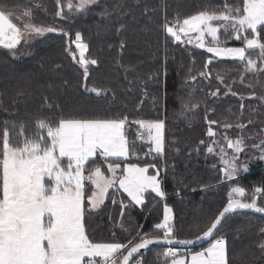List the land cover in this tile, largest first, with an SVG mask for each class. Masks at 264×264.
I'll return each instance as SVG.
<instances>
[{"label": "trees", "instance_id": "trees-1", "mask_svg": "<svg viewBox=\"0 0 264 264\" xmlns=\"http://www.w3.org/2000/svg\"><path fill=\"white\" fill-rule=\"evenodd\" d=\"M38 1L41 9L32 8L34 6L24 0H0V6L31 7L34 15L46 16L51 21L57 11L55 0ZM222 5L223 0H98L87 12L73 13L66 23L61 20L62 27L72 38L80 32L89 45L86 56L99 62L89 65L87 81L83 78V69L65 53L68 38L61 34L48 33L46 37L31 41L30 47L22 42L18 48L25 55L20 59H13L7 50L0 48V131L5 119L28 122L31 132L32 122L36 119H57L61 115L74 118H120L126 115L129 121H165L164 155L146 156L147 145L136 141L139 155L128 161L140 166L155 164L161 170L165 197L146 194L144 203L135 205L118 187L110 189L104 205L86 221L87 234L93 242L127 243L138 232L162 236L154 225L162 220L165 203L173 208L177 237L192 239L224 206L231 187L242 186L248 193L256 187L264 189V164L255 158L258 150L251 148L264 138L261 133L264 101L258 99L264 96V77L257 82L254 75L245 73L241 82L243 69L227 58L215 59L209 68L211 75L201 77L199 73L204 70L210 53L194 45L174 42L162 28L165 17L172 22L178 14L183 19L206 6ZM219 38L227 41L221 46L242 44V41L229 39L222 31ZM248 54L255 59L258 50ZM217 74L224 77L223 84L216 79ZM192 76L196 77L195 81L191 80ZM84 83L107 91L98 97L86 92L82 87ZM226 85L238 95H225L228 92ZM218 88L219 95L211 96L210 93ZM253 92L255 97H251ZM45 96L59 108L44 107ZM182 102H187L189 107L184 108ZM241 103L245 105L242 115ZM192 104L197 107L191 108ZM251 109L255 111L250 114ZM206 115L209 120L221 124L246 125L243 132L233 127L226 133L213 126L219 139L224 135L232 139L245 137L247 147L239 159L248 161L249 170L241 171L232 181H221L219 156L215 153L206 155L211 143L206 135ZM137 130L138 126H129L130 140H135ZM92 160L94 162L88 163L86 173L100 164L105 175L109 174L106 164L96 157ZM155 171L149 169V172ZM90 190L89 186V194ZM121 201L125 205L123 215ZM262 228L263 217L236 212L223 220L212 239L226 236L230 264H264V251L259 246L264 242ZM166 248H148L131 264L141 260L143 264H165L166 257H158V254Z\"/></svg>", "mask_w": 264, "mask_h": 264}, {"label": "snow or ice", "instance_id": "snow-or-ice-1", "mask_svg": "<svg viewBox=\"0 0 264 264\" xmlns=\"http://www.w3.org/2000/svg\"><path fill=\"white\" fill-rule=\"evenodd\" d=\"M96 3L97 0H78L73 4L72 0H68L65 5L63 0H56L54 15L68 20L74 12H87ZM65 7L68 15L65 14ZM14 18L20 23L14 22ZM33 19L31 8L21 10L0 6V48L7 50L13 59H20L25 55L18 48L22 42L30 47L31 41L46 37L48 33L61 34L68 38L65 53L83 69V78L87 81L90 77L89 65L99 62L86 56L89 45L84 42L81 33L76 32L73 39L65 28L37 25ZM162 28L174 42L194 45L211 54L205 61L204 70L199 73L201 77L211 75L209 68L216 58L238 63L243 69L240 72L241 82L245 73L254 75L257 82L264 77V0H234L231 3L223 0L222 6H206L183 19L179 14L172 22L165 17ZM221 31L229 39L242 41V46H221L227 42L220 40ZM206 35L211 37V46H206ZM72 45H75L74 49ZM257 50L255 59L249 56L250 51ZM216 79L221 84L225 82L219 74ZM191 80L195 81L196 77L192 76ZM82 87L98 97L107 91L89 87L87 83ZM226 87L228 92L225 95H238L231 86ZM219 92L218 88L210 95L217 97ZM251 97H255L254 92ZM258 99L264 101V96ZM43 106L59 108L58 104L50 103L47 96L43 98ZM182 106L189 107L187 102H182ZM244 107L241 103V115ZM254 111L251 109L250 114ZM205 120L208 125L206 135L211 139L206 155L215 153L219 156L221 181H232L241 171L247 172L248 161L239 160L245 151V137L241 135L232 139L224 135L216 139L218 133L213 127L222 128L225 133L233 127L243 132L246 125L221 124L209 120L207 115ZM248 123L251 124L252 120L249 119ZM130 125L138 126L135 140L129 139ZM261 133H264V128ZM136 141L147 145L146 156L155 154L162 157L165 153V121H129L126 115L120 118L61 115L57 119H36L29 132L28 122L5 119L0 131V264H130L134 254L154 243L173 245L175 242L176 245L187 246L212 237L223 220L238 210L264 214V189L256 187L248 193L244 187L237 185L229 189L226 203L208 226L192 239L177 237L172 223L173 208L165 203L163 219L154 225L155 230L163 233L162 236L152 232L140 235L138 232L127 243L93 242L87 234L86 221L104 205L110 188L118 185V190L127 193L135 205H142L146 194L155 193L161 199L166 195L161 170L155 164L140 167L128 162L130 157L139 155ZM252 147L258 150L255 158L264 161V138ZM94 157L106 164L110 175H105L100 164L85 174L88 163L94 162ZM150 168L156 169L154 174H149ZM89 186L92 188L90 194ZM113 203H116L115 199ZM124 210L125 205L121 201L122 215ZM260 231L264 232V228ZM259 246L264 251V242ZM161 255L169 258L170 264H230L228 242L224 235L212 239L208 247L201 251L181 252L172 246L159 253L158 257ZM137 264H143V261ZM165 264L169 262L165 261Z\"/></svg>", "mask_w": 264, "mask_h": 264}, {"label": "rangeland", "instance_id": "rangeland-1", "mask_svg": "<svg viewBox=\"0 0 264 264\" xmlns=\"http://www.w3.org/2000/svg\"><path fill=\"white\" fill-rule=\"evenodd\" d=\"M24 1H26V2H28V3H31L33 6L34 5H39V1L38 0H24ZM98 1V0H97ZM72 2H73V4H75V3H77L78 2V0H72ZM63 3L66 5L67 3H68V0H63ZM55 4H56V0H55ZM25 8H31V7H19V9H21V10H23V9H25ZM32 8H36V7H32ZM31 8V9H32ZM38 8H40V7H38ZM66 8V7H65ZM41 9V8H40ZM64 11H66L65 12V14H67V12H68V9H64ZM75 13V12H74ZM80 14H82V13H80ZM33 16H34V19H33V22L34 23H36L37 25H44V26H49V25H55V26H58V27H62V19H60V18H57V17H54V18H52L51 19V21H49V19L46 17V16H44V17H38L37 15H34L33 14ZM14 22H16V23H20V21H16L15 20V18H14ZM64 22L66 23V21L64 20ZM65 24L63 23V26H64ZM193 35H195V34H193ZM73 39H74V37H73ZM234 39V38H233ZM205 42H206V46H211V37H209V36H205ZM240 46H242V44H240V45H238V46H233V47H240ZM74 47H75V45H74ZM205 50V49H204ZM211 55V54H210ZM216 59H220V58H216ZM216 139H219V137H217ZM210 144V143H209ZM208 144V145H209ZM247 146H245V148H246ZM251 147V146H250ZM251 148H253V147H251ZM228 151V153H229V155H231V150L230 149H228L227 150ZM240 160V159H239ZM140 166V165H139ZM140 167H144V166H140ZM85 174L87 175V173L85 172ZM149 174L151 175V174H154V173H152V172H149ZM108 175H110V173L108 174ZM117 175H120V173H117ZM107 176V175H106ZM86 183H90V182H86ZM116 187H118V185L116 186ZM110 189H112V188H110ZM109 189V190H110ZM91 191H92V188H91V190H90V193H91ZM121 191H123L122 189H121ZM150 191V190H149ZM126 195H127V193H125ZM155 194V193H154ZM163 208H164V205H163ZM162 219H163V212H162ZM172 223H173V221H172ZM210 243V242H209ZM208 243V244H209ZM208 244L206 245V246H204V247H202V248H198L197 250H190V251H187V252H196V251H201L203 248H206V247H208ZM166 260H168V262H169V264H170V259L169 258H166ZM134 264H137V261L134 263Z\"/></svg>", "mask_w": 264, "mask_h": 264}, {"label": "water", "instance_id": "water-1", "mask_svg": "<svg viewBox=\"0 0 264 264\" xmlns=\"http://www.w3.org/2000/svg\"><path fill=\"white\" fill-rule=\"evenodd\" d=\"M237 212H247V213L254 214V215H257V216H260V217H263L264 218V214L255 213L252 210H238ZM215 233H214V235H215ZM213 236L212 237H209V238H206V239H203V240H200V241H197L194 245H187V246H184V245H176L175 242L173 243V245H167L165 242H160V243H154L153 245H149L148 248L155 247V246H164V247H172V246H175L176 248L194 249V248H198V247H201V246L209 243L211 241V239L213 238ZM148 248H146V249H148ZM146 249L139 250L138 254H134V258L137 257L140 253H142ZM134 258L130 260V264L134 260Z\"/></svg>", "mask_w": 264, "mask_h": 264}, {"label": "built area", "instance_id": "built-area-1", "mask_svg": "<svg viewBox=\"0 0 264 264\" xmlns=\"http://www.w3.org/2000/svg\"><path fill=\"white\" fill-rule=\"evenodd\" d=\"M262 164H264V161H262ZM178 251L185 252L183 248H177ZM100 259V258H97Z\"/></svg>", "mask_w": 264, "mask_h": 264}]
</instances>
